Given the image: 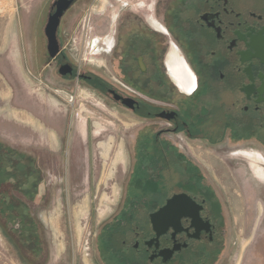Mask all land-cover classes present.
I'll return each instance as SVG.
<instances>
[{
  "label": "rangeland",
  "instance_id": "rangeland-1",
  "mask_svg": "<svg viewBox=\"0 0 264 264\" xmlns=\"http://www.w3.org/2000/svg\"><path fill=\"white\" fill-rule=\"evenodd\" d=\"M52 2L0 0V264H130L104 235L131 238L165 195L194 183L215 194L227 233L190 264H264V182L246 159L223 153L229 142H190L188 154L169 149L174 167L165 170L164 157L145 149L142 120L50 63L44 30ZM87 4L64 22L79 69L107 58L91 27L111 18L109 4Z\"/></svg>",
  "mask_w": 264,
  "mask_h": 264
},
{
  "label": "flooded vegetation",
  "instance_id": "flooded-vegetation-1",
  "mask_svg": "<svg viewBox=\"0 0 264 264\" xmlns=\"http://www.w3.org/2000/svg\"><path fill=\"white\" fill-rule=\"evenodd\" d=\"M81 1L75 0L60 19L58 54L52 58L47 48L60 75L62 66L72 67L62 77L77 76L142 120L145 149L164 157L165 170L174 167L169 149L188 154L190 142H229L221 151L243 156L252 175L264 182V155L251 147L264 149V0H107L109 8L102 10H110L111 18L97 19L91 27L107 58L79 69L67 52L70 33L65 34L64 22ZM86 1L93 6L98 0ZM173 139L179 140L177 148ZM195 186L165 195L149 212L147 227L134 229L131 238L120 230L105 234L107 243L118 242L119 261L190 264L221 246L227 233L224 211L210 189ZM176 194L192 201L177 228L170 226L157 237L151 214ZM174 246L168 258L164 251Z\"/></svg>",
  "mask_w": 264,
  "mask_h": 264
},
{
  "label": "water",
  "instance_id": "water-1",
  "mask_svg": "<svg viewBox=\"0 0 264 264\" xmlns=\"http://www.w3.org/2000/svg\"><path fill=\"white\" fill-rule=\"evenodd\" d=\"M75 0H58V9L54 14H51L45 27V35L47 37V48L50 56L54 58L59 52V43L57 39V31L60 24V19L66 10L72 5ZM60 73L66 75L72 73V67L68 64L62 66ZM191 198L187 194H176L168 200L167 204L161 207L158 211L151 214V220L154 229L157 231L159 237L170 226L177 228L180 218L183 215V208ZM192 201V200H191ZM177 249L165 250L168 252V258L171 257L173 252Z\"/></svg>",
  "mask_w": 264,
  "mask_h": 264
}]
</instances>
